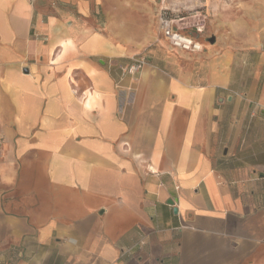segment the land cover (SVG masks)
Here are the masks:
<instances>
[{"label":"crops","instance_id":"1","mask_svg":"<svg viewBox=\"0 0 264 264\" xmlns=\"http://www.w3.org/2000/svg\"><path fill=\"white\" fill-rule=\"evenodd\" d=\"M154 5L0 0V264H264V104Z\"/></svg>","mask_w":264,"mask_h":264},{"label":"rangeland","instance_id":"2","mask_svg":"<svg viewBox=\"0 0 264 264\" xmlns=\"http://www.w3.org/2000/svg\"><path fill=\"white\" fill-rule=\"evenodd\" d=\"M163 20L185 35H198V59L175 56L183 68L199 72L210 63L225 65L229 90L255 88V102L264 104V0H155L156 37L164 35Z\"/></svg>","mask_w":264,"mask_h":264},{"label":"built area","instance_id":"3","mask_svg":"<svg viewBox=\"0 0 264 264\" xmlns=\"http://www.w3.org/2000/svg\"><path fill=\"white\" fill-rule=\"evenodd\" d=\"M35 1L36 0H30L32 4ZM162 30L165 38L169 41L172 47L186 52H199L202 50V45L198 43V41L191 36L175 30L170 21H162ZM146 62V57L133 59V61H130L129 64L121 66V71L125 75L137 77L142 72Z\"/></svg>","mask_w":264,"mask_h":264},{"label":"water","instance_id":"4","mask_svg":"<svg viewBox=\"0 0 264 264\" xmlns=\"http://www.w3.org/2000/svg\"><path fill=\"white\" fill-rule=\"evenodd\" d=\"M211 42L213 43L214 42V39ZM175 212H176V210H175Z\"/></svg>","mask_w":264,"mask_h":264}]
</instances>
